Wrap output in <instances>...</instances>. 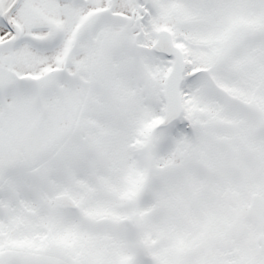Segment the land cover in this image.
<instances>
[{
	"label": "snow or ice",
	"instance_id": "obj_1",
	"mask_svg": "<svg viewBox=\"0 0 264 264\" xmlns=\"http://www.w3.org/2000/svg\"><path fill=\"white\" fill-rule=\"evenodd\" d=\"M0 264H264V0H0Z\"/></svg>",
	"mask_w": 264,
	"mask_h": 264
}]
</instances>
